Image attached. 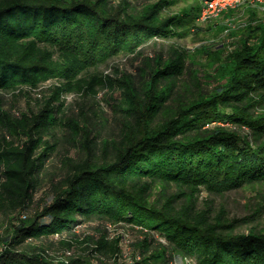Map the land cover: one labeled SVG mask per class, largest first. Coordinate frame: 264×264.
Listing matches in <instances>:
<instances>
[{
  "label": "trees",
  "instance_id": "obj_1",
  "mask_svg": "<svg viewBox=\"0 0 264 264\" xmlns=\"http://www.w3.org/2000/svg\"><path fill=\"white\" fill-rule=\"evenodd\" d=\"M180 1L0 0V264H132L109 224L134 230L135 264H264V19L187 49L206 0ZM120 55L132 67L94 71ZM86 75L109 112L1 98ZM236 191L240 216L216 203Z\"/></svg>",
  "mask_w": 264,
  "mask_h": 264
},
{
  "label": "rangeland",
  "instance_id": "obj_2",
  "mask_svg": "<svg viewBox=\"0 0 264 264\" xmlns=\"http://www.w3.org/2000/svg\"><path fill=\"white\" fill-rule=\"evenodd\" d=\"M195 0H182L179 3L173 5L170 8V12H176L180 8L191 6ZM206 1L204 5L202 3L201 10L192 19L193 21L202 26V30L199 33L189 34L188 36L180 39H174L176 44L187 49L195 48L201 44L214 45L216 43L225 42L227 48L232 47V41L235 37H232L229 33L233 30H239L240 26L248 22L252 16H257L264 19V0H230L229 3L217 5V9H209ZM204 13V15H203ZM225 27V28H223ZM173 40V41H174ZM173 41L158 40L155 44L150 42L145 44L143 48L152 49L164 45L168 47ZM31 51V55L43 54L44 52L48 57H52L57 60L60 58L61 53L56 48L48 46L44 43H36L31 47H28ZM128 68L132 67V62L129 56L120 55L115 59H112L105 64L99 65L94 71H99L100 74L105 75L107 73H114L115 67ZM98 73V72H97ZM99 74V75H100ZM90 76L86 75L84 79L77 84L82 86L80 89H64L67 86V81L63 77L55 76L40 85L37 88L24 87L22 92L19 90L3 92L2 100H4L5 107L12 113H19L21 110L34 109L39 110L45 104V99L53 92H59L61 99L64 102L63 109L69 116L79 112L83 106V110L91 115L95 110L99 111V114L109 112V108L103 99L105 90L97 86V90L90 91L88 83ZM81 104V107H80ZM97 120L98 117H94ZM62 133L65 131L60 130ZM70 152L74 153V149L71 147ZM203 197L201 195L200 199ZM249 193L243 192H231L224 198L219 197L216 203L223 202L227 205V212L231 215H244L248 212L246 202L248 201ZM217 205V204H216ZM218 207V205H217ZM110 235H119L121 238V246L124 250V255L120 257V261L131 262L135 264V256L137 250L134 245V230L130 225L121 224H109L108 228ZM144 234L142 233L141 236ZM139 259V257H137ZM188 264H194L189 262Z\"/></svg>",
  "mask_w": 264,
  "mask_h": 264
},
{
  "label": "bare ground",
  "instance_id": "obj_3",
  "mask_svg": "<svg viewBox=\"0 0 264 264\" xmlns=\"http://www.w3.org/2000/svg\"><path fill=\"white\" fill-rule=\"evenodd\" d=\"M229 1L230 0H206V3H207V7L209 8V9H217L216 7H217V5L219 4V3H223V4H226V3H229ZM233 1V0H232ZM205 3V4H206ZM203 15H204V13H203Z\"/></svg>",
  "mask_w": 264,
  "mask_h": 264
}]
</instances>
